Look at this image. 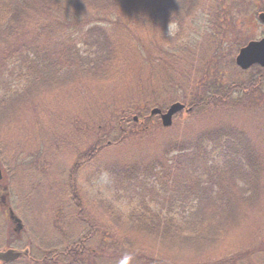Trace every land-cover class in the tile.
Returning <instances> with one entry per match:
<instances>
[{
  "label": "trees",
  "instance_id": "16d2710c",
  "mask_svg": "<svg viewBox=\"0 0 264 264\" xmlns=\"http://www.w3.org/2000/svg\"><path fill=\"white\" fill-rule=\"evenodd\" d=\"M219 1L0 0V71L15 75L20 84L14 88L8 84L0 91V124L20 104L26 110L32 108L33 99L52 85L59 71L62 77L87 76L96 83L78 86L81 93L99 87L97 79L113 80L123 65V52L126 70L151 69V82H158L155 87L151 84L149 94L140 85L131 92L130 84L128 94L134 103L128 101L121 113L113 110L111 117L101 119L98 135L86 139V148L77 153L75 163L82 164L72 167L74 174L67 181L68 207L73 222L87 230L78 241L63 237L64 249L51 244L52 264H102L118 258L124 262L130 258V264H168L145 255L155 252L171 257L166 247H186L198 254L201 245L226 234L235 197L250 201L253 190H258L264 173L263 144L252 136L247 121L233 123L223 115L210 118L249 112L248 107L264 113L262 67L247 69L251 74L243 80L225 75L230 67H238L233 59L228 62L229 54L216 50L226 23L210 17L208 9L215 10ZM89 11L105 16L103 22L111 27L85 28L88 21L76 17ZM169 24L176 26L171 34L165 32ZM144 31L146 40L141 35ZM79 41L86 47L84 56L79 55ZM175 101L185 103L186 119L198 117L199 125L186 122L183 133L147 148L140 146L151 127L161 126L150 109L165 110ZM134 144L137 148L131 149ZM121 145H126L125 154L117 156ZM109 146L115 149L98 158ZM19 153L24 156L23 151ZM0 165L5 171L1 156ZM81 172L88 178L106 174L112 194L102 196L97 191L94 197H86L88 192L78 183ZM65 186L58 191L62 193ZM118 192L129 194L126 209L118 207ZM258 244V250L244 252L238 259L221 257L217 264H264V241ZM102 246L110 250L100 251ZM42 256L32 263H51L50 252ZM191 262L214 264L192 258L185 264Z\"/></svg>",
  "mask_w": 264,
  "mask_h": 264
},
{
  "label": "rangeland",
  "instance_id": "374dc122",
  "mask_svg": "<svg viewBox=\"0 0 264 264\" xmlns=\"http://www.w3.org/2000/svg\"><path fill=\"white\" fill-rule=\"evenodd\" d=\"M202 1L204 2V0ZM213 10L208 9L209 16L226 23V31L218 41L216 50L226 56L229 54L226 59L228 62L233 59L232 63L234 64L235 56L241 46L249 40H257L264 36V24L258 18V12L264 11V0H220L215 5V13L213 12L212 15ZM220 15H224V17H219ZM70 17L72 18V16ZM79 18L88 21L84 25L85 28L91 25L88 29L94 24L104 29L111 27L103 22L105 16L102 14L98 15L89 11L83 16L76 17V19ZM175 30V24H169L165 32L171 34ZM70 31L67 32L70 33ZM141 35L143 40H146L148 33L144 31ZM78 44L79 55L84 56L83 52L86 47L80 41ZM231 54H234V58L230 56ZM125 56L127 55L123 52V65L113 80L112 77L97 79L99 87L94 86L96 88L88 89V91L85 89L81 93V89L77 91L78 86L82 88V85L90 84L92 87L96 83L90 81L87 76L79 78L75 74H68L66 77H62L63 71H59V75L56 78L53 77L52 85L42 89L38 94L40 96L33 99L32 108L26 110L23 104H20L13 115L3 117L5 121L0 124V156L6 169L4 171L1 165L0 168L4 171L6 179L0 183L6 189L0 191V251H4L5 248L16 250L28 248L32 254L23 256L21 261L30 264H33V258L38 260L43 257L42 255L50 252L51 263L49 264H52L54 261L52 254L55 251L51 244L59 245L60 247L56 246L57 250L64 249L66 241L63 237L74 242L86 233L87 229L85 230L84 226L73 222L71 219L73 211L68 207L67 181L74 174L75 170L72 171V167L81 163H75L77 153L86 148V142H84L86 139L89 141L88 139H93L98 135L97 131L102 126L101 119L111 117L114 113L113 110L121 113L126 108L128 101L134 103L128 94L130 84L131 92H136L140 85L145 94H149L151 84L154 87L158 84V82L150 80L153 75L151 69L149 72L141 71L140 73L126 70L128 65L125 64ZM230 58L231 60H229ZM127 62L129 61L127 60ZM138 64L141 66L142 62ZM224 69L220 67L221 71ZM229 70L225 75L231 78L243 80L251 74L246 69L239 71L242 70L239 67L238 69L230 67ZM76 74L81 75V73ZM10 75V72L6 74L3 70L0 71V91L4 90L8 84L11 88L20 86L17 79L14 78L16 76ZM200 84L199 86H201ZM246 110L249 112L218 113L210 118L223 115L227 121L233 123L248 122L251 126L252 136L263 144L262 151L264 152V113L251 107ZM186 111L188 110L184 108L174 115L172 124L166 128L162 125L160 128L151 127L150 132L143 137L144 141L140 143V146L147 148L149 144L170 139L176 132L183 133L186 122L198 126L201 120L196 121L198 117L186 119ZM206 119L209 118L204 120ZM84 132L91 133L92 137ZM98 147L94 145L93 149L97 152L99 151ZM125 148L126 145H121L116 155L125 154ZM130 148L135 149L137 145H130ZM112 149L115 148L109 146L106 150L100 151L98 158ZM21 151L24 152V156L19 153ZM262 158H264V153ZM68 171H72V173ZM87 176L86 172H81L78 177V183L89 193L85 192L86 197H94L93 195L97 191L102 196L112 194L111 182L106 174L89 178ZM63 183L66 186L61 193L58 190ZM256 190V192L253 190L250 201L241 200L239 196L235 197V204L231 208L233 209L232 216L226 221V234L221 235L207 246L201 245L202 248L198 254L194 252L195 249L187 250L186 247L165 246L169 250L163 249L171 253V257L162 253L158 255L155 252H148L145 255L153 261L162 260L168 264H185L190 258L194 262L201 259L217 264L221 257L238 259L244 255V252L260 249L261 246L258 242L264 241V173ZM128 195L118 192L117 204L120 209L128 207ZM8 207L21 218L22 228H19L6 215ZM214 208L210 207L209 209ZM15 226L18 231H14ZM15 239L18 241L15 242ZM102 249L110 250L107 246H102L99 250ZM252 255L256 258L254 253H251L250 256ZM104 258H108V254ZM130 261V258L126 262L118 258V260L112 259L108 263L105 261L101 263L130 264ZM134 264L140 263L135 262Z\"/></svg>",
  "mask_w": 264,
  "mask_h": 264
},
{
  "label": "water",
  "instance_id": "95a60500",
  "mask_svg": "<svg viewBox=\"0 0 264 264\" xmlns=\"http://www.w3.org/2000/svg\"><path fill=\"white\" fill-rule=\"evenodd\" d=\"M258 18L264 24V11L258 13ZM235 63L239 68L244 70L248 69L253 64H258L264 68V36L257 40H250L242 46L235 57ZM184 108V103L175 101L172 102L165 111L157 107L152 108L150 114H158L162 126L168 127L172 124L173 116ZM187 109L189 110V108ZM134 119H137V117L134 116ZM16 221L20 223L18 218H16ZM18 227H21L20 224H18ZM22 254H28V250L6 249L0 251V261H12L19 258Z\"/></svg>",
  "mask_w": 264,
  "mask_h": 264
},
{
  "label": "flooded vegetation",
  "instance_id": "af4514ba",
  "mask_svg": "<svg viewBox=\"0 0 264 264\" xmlns=\"http://www.w3.org/2000/svg\"><path fill=\"white\" fill-rule=\"evenodd\" d=\"M1 173H2V177H1V179H0V182H4L5 181V179H6V176H5V174H4V171L1 169ZM8 185V184H7ZM6 189V187H4L1 183H0V191L1 190H5ZM5 199V198H4ZM7 199H8V197H7ZM6 211V210H5ZM10 212H13V210L10 208V207H8V212H6V215L11 219V221H13V222H15L14 221V218H15V216H18V215H16V214H14L13 215V217H11V214H10ZM14 213V212H13ZM16 223V222H15ZM17 224V223H16ZM14 231H17V228H16V226H15V229H14ZM17 239H19V238H17ZM17 239H15V242H17L18 240ZM16 244V243H15ZM17 245V244H16ZM12 246V245H11ZM22 257L23 256H21L19 259H17V260H13V261H10V262H0V264H24V262H22L21 261V259H22ZM34 262V261H33Z\"/></svg>",
  "mask_w": 264,
  "mask_h": 264
}]
</instances>
